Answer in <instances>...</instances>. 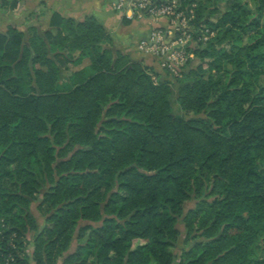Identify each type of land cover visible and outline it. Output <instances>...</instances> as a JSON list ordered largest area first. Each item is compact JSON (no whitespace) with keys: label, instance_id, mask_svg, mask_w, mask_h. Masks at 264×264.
Masks as SVG:
<instances>
[{"label":"trees","instance_id":"16d2710c","mask_svg":"<svg viewBox=\"0 0 264 264\" xmlns=\"http://www.w3.org/2000/svg\"><path fill=\"white\" fill-rule=\"evenodd\" d=\"M186 2L218 32L174 78L189 119L93 16L52 14L55 61L0 33V264H264V0Z\"/></svg>","mask_w":264,"mask_h":264},{"label":"built area","instance_id":"2783aa9c","mask_svg":"<svg viewBox=\"0 0 264 264\" xmlns=\"http://www.w3.org/2000/svg\"><path fill=\"white\" fill-rule=\"evenodd\" d=\"M111 4L126 19L149 23L150 33L140 41L139 50L153 55L161 70L177 78L187 71L194 56L191 51L207 45L218 33L196 26L197 4L186 0H111Z\"/></svg>","mask_w":264,"mask_h":264},{"label":"crops","instance_id":"0c3cea01","mask_svg":"<svg viewBox=\"0 0 264 264\" xmlns=\"http://www.w3.org/2000/svg\"><path fill=\"white\" fill-rule=\"evenodd\" d=\"M29 1L32 0H25L21 5L26 7ZM37 2L47 3L50 9L65 18L82 20L86 16L95 17L112 36L116 50L128 55L133 61L150 64L149 67L153 71H158L157 64H154L151 57L148 58L152 55L138 48L140 41L150 33L149 23L130 21L122 15L120 17L115 13L111 0H37ZM35 5L36 3L31 4L28 8H34ZM10 27L23 31V27L13 24L7 14H0V33H6ZM146 56L150 63L146 62Z\"/></svg>","mask_w":264,"mask_h":264},{"label":"rangeland","instance_id":"374dc122","mask_svg":"<svg viewBox=\"0 0 264 264\" xmlns=\"http://www.w3.org/2000/svg\"><path fill=\"white\" fill-rule=\"evenodd\" d=\"M13 1H16V0H0V14H3V15L7 14L8 17H10V20H11V22L13 24H15L16 26L23 27V31L26 34V39H28L30 36L35 35L36 32L34 33V31L31 30L33 27L38 28L39 31L36 34L39 37V40H38L39 44L38 45H40L41 46L40 48L43 49V43H44V46L47 47V49L49 50V53L47 54V57L50 58V59H53L55 61V56H56L57 51L50 44L51 41L46 39V37H45V33H46L45 31L49 30L50 17L54 13V11L49 8L47 3H45V2L44 3L43 2H39L38 3L37 0L29 1L28 4L25 5L26 7H23L21 5V3L23 1H25V0L18 1L19 2V6L17 8H13L12 7ZM34 3H36L34 8H28L31 4H34ZM115 13L120 16L119 13H117V12H115ZM214 19H216V18H214ZM83 20H84V18L82 20H80V21H83ZM204 46L205 45H202L200 47H204ZM146 54H149V53L146 52ZM149 55H151V54H149ZM150 57L155 62L154 64H157V67H158L157 68L158 71H153L154 77L157 79L156 74H158L160 79L168 80L171 83L175 84L174 85L175 94H174V96L172 98V105H173L174 114L183 116V117H185L187 119L192 118V117H198V116L185 115L182 112V110L180 109V106L178 105V101H177V98H178L177 97V93H178V90H179V87H180L178 85V83L175 81L176 79H174V78H177V77L170 76L168 73H166V71L161 70L159 60H157L153 55L149 56L148 58H150ZM145 60H146V62L150 63L149 60H147V56H146ZM192 60H193V63H191V64H193V67H194L198 63L197 57L194 55ZM190 62H189V65H190ZM88 63L89 62L86 61L82 66H79V67H76L72 63H69L68 66L70 67L71 71L74 72V71H78V70H81V69L86 70L87 69L86 67H87ZM145 65L149 66L150 64H145ZM189 65L187 67V70L190 67ZM36 67L37 68H40V67L44 68L41 65V63H36ZM194 203H195V201H191L189 204H187V209L194 208L195 207ZM33 205H34L33 206L34 207L33 208V211H34L33 213L37 217V220H38V222L40 223V225L42 227L45 219H44L43 215L36 208L38 206V203H34ZM33 236H34V233H30L29 236H28L31 241H33V238H34ZM183 238H184V236H183ZM182 241L180 242L181 244L179 245V247H177V249H175V253L178 254V259L176 260L175 264H179V262H180L179 256H180V253H181L180 252L181 251V247L183 245ZM33 251H34L33 245H30L28 250H27V254L31 258L30 264H35V262H34V260L32 258L33 257ZM62 263H63V259H61L59 261V264H62Z\"/></svg>","mask_w":264,"mask_h":264}]
</instances>
